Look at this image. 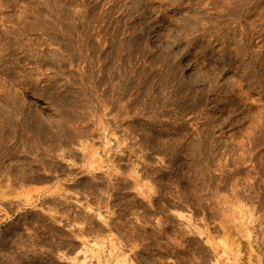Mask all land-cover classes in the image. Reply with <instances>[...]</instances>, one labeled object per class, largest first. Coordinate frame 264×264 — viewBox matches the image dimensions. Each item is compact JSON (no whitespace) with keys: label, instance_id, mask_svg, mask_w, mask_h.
Returning a JSON list of instances; mask_svg holds the SVG:
<instances>
[{"label":"rangeland","instance_id":"obj_1","mask_svg":"<svg viewBox=\"0 0 264 264\" xmlns=\"http://www.w3.org/2000/svg\"><path fill=\"white\" fill-rule=\"evenodd\" d=\"M263 107L264 0H0V264H264Z\"/></svg>","mask_w":264,"mask_h":264},{"label":"crops","instance_id":"obj_2","mask_svg":"<svg viewBox=\"0 0 264 264\" xmlns=\"http://www.w3.org/2000/svg\"><path fill=\"white\" fill-rule=\"evenodd\" d=\"M33 187H41V185H39V186L38 185H34ZM28 188H29V191H31V186H29ZM33 209H34V207H31V205H28L27 208H26V210L29 211V212H31V210H33ZM0 213H1V216H2L1 219H0V227H4L11 220L10 217H14V215L17 214V210L16 211H13L11 213V216L10 217H5V215H4L3 212H0ZM75 255H73V256H75ZM57 263L58 264H62V263L63 264H66V262L62 258L61 259L59 258L58 261H57Z\"/></svg>","mask_w":264,"mask_h":264},{"label":"bare ground","instance_id":"obj_3","mask_svg":"<svg viewBox=\"0 0 264 264\" xmlns=\"http://www.w3.org/2000/svg\"><path fill=\"white\" fill-rule=\"evenodd\" d=\"M264 108V107H263ZM264 125V124H263ZM260 126V125H259ZM260 128V127H259ZM250 133H251V131H250ZM253 134V133H252ZM252 134H251V136H252ZM250 139V138H249ZM252 139V138H251ZM256 139V138H255Z\"/></svg>","mask_w":264,"mask_h":264}]
</instances>
